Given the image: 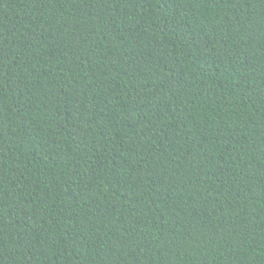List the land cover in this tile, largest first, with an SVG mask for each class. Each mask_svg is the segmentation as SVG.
Returning a JSON list of instances; mask_svg holds the SVG:
<instances>
[{"label":"trees","instance_id":"obj_1","mask_svg":"<svg viewBox=\"0 0 264 264\" xmlns=\"http://www.w3.org/2000/svg\"><path fill=\"white\" fill-rule=\"evenodd\" d=\"M0 264H264V0H0Z\"/></svg>","mask_w":264,"mask_h":264}]
</instances>
